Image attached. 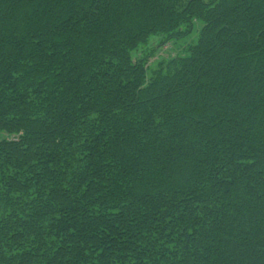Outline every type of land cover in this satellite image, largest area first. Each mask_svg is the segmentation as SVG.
<instances>
[{
	"label": "trees",
	"instance_id": "trees-1",
	"mask_svg": "<svg viewBox=\"0 0 264 264\" xmlns=\"http://www.w3.org/2000/svg\"><path fill=\"white\" fill-rule=\"evenodd\" d=\"M1 133L0 264H264V0H0Z\"/></svg>",
	"mask_w": 264,
	"mask_h": 264
},
{
	"label": "rangeland",
	"instance_id": "rangeland-1",
	"mask_svg": "<svg viewBox=\"0 0 264 264\" xmlns=\"http://www.w3.org/2000/svg\"><path fill=\"white\" fill-rule=\"evenodd\" d=\"M201 21H195L189 28L182 26V30L187 34L180 39L166 41L163 35L157 34L149 37L145 44H140L133 52L134 60L145 59L150 74L171 58L184 57L188 55V48L196 44L202 28ZM5 133L0 134V139L6 138Z\"/></svg>",
	"mask_w": 264,
	"mask_h": 264
}]
</instances>
